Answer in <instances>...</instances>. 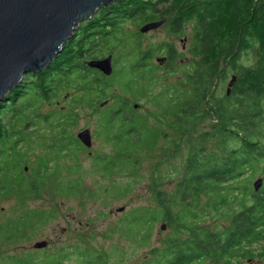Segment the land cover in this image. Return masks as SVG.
<instances>
[{
	"label": "trees",
	"instance_id": "obj_1",
	"mask_svg": "<svg viewBox=\"0 0 264 264\" xmlns=\"http://www.w3.org/2000/svg\"><path fill=\"white\" fill-rule=\"evenodd\" d=\"M126 3L116 1L111 8H101L80 25L76 37L48 67L25 74L20 85L0 101V209L2 203L14 202L13 217L0 220V264H67L70 260L72 247L66 244L29 253L9 252L4 246L30 242L53 220L54 210L27 208L28 201L100 197L75 175L83 171L78 161L81 144L68 130L83 109L93 116L95 137L113 149L94 159L106 178L137 176L139 154L146 149L153 152L159 141L168 142L165 145L173 153L181 148L186 152L184 171L173 192L160 190L164 176L153 169L148 187L156 209L143 207L122 220L136 224L135 236L146 243L157 223L169 230L156 246H150L142 264H210L233 256L244 258L249 247L264 238V186L257 192L250 186L254 178L264 176V0ZM162 19L174 35L192 27L194 58L169 70L178 58L173 47L164 42L142 51L138 35L130 34V71L117 80L127 96L101 108L110 97L113 73L106 77L85 62L115 53L118 58L120 44L128 38L124 24ZM158 53L165 54L161 58L171 75L180 71L172 82L162 84L164 77L149 63ZM244 53L254 57L252 66L239 65ZM228 70L236 81L229 93L217 95L218 81ZM63 95L70 107L42 111ZM143 97L152 109L139 114L129 101ZM8 99L10 103L4 105ZM207 119L214 121L209 128ZM49 134L54 135L49 139ZM70 151L75 153L73 163L62 177L60 160ZM134 183L112 181L106 190L110 200L104 205L126 198ZM218 220L229 224L218 228L204 223ZM141 224L150 228H140ZM73 251L80 264H107L100 250L84 246Z\"/></svg>",
	"mask_w": 264,
	"mask_h": 264
},
{
	"label": "rangeland",
	"instance_id": "obj_2",
	"mask_svg": "<svg viewBox=\"0 0 264 264\" xmlns=\"http://www.w3.org/2000/svg\"><path fill=\"white\" fill-rule=\"evenodd\" d=\"M132 1L134 0H128V3H126L125 6H129ZM113 6L115 5L112 3L110 6H107L103 9L111 8ZM100 9H98L90 19L82 21L75 29L74 34L70 39L75 38L76 33L81 29L80 25L83 22L91 20ZM164 19L168 20V17ZM92 21H95V19ZM142 25V23L133 24L132 22H128L123 26L125 35H127L128 38L126 44H120L121 55L116 58L114 55L117 53L112 54L113 75L109 80L110 87L108 91L110 97L108 98V106L113 105L117 97L123 98L124 96H127V94L123 93L122 89H120L117 85V80L120 75L130 71V62H128V59L131 61L132 56L128 52V46L131 45L133 41L130 37V34L136 33L138 35L137 40L141 44L140 47L142 51H146L149 47H157L164 42L173 47L178 58L172 63L173 66L169 67V70H172L173 68L178 69L177 66L179 65V62H188L194 58L190 52L191 36L193 37V29L190 25H188L189 27L186 26L187 28L183 32L177 33L175 35L174 33L171 34L169 32V29L166 26L167 23L160 29L148 33L139 32V28ZM245 54L246 53L241 55L239 65L243 67H250L254 63V57L250 54ZM164 56V53H158L152 55L149 61L150 65L153 67V69H155L158 76L164 77L162 79V84L172 82L180 74V71L178 70L176 74L171 75V72L167 71V68L165 69L164 65L158 64L156 62V58H161ZM233 74V71L228 70V73L225 77L226 79H219L217 95H223L224 92L227 91L228 83ZM158 88L159 85L155 87V90ZM7 102L10 103V99H8L4 105L8 104ZM129 102L131 103V107L133 104L139 105L137 109L139 114H145L148 109H152L150 101L144 97L138 100L130 99ZM68 107H70V102L66 100V97L63 95L57 101H54L51 104H45L42 108V111L49 112L55 108L66 109ZM2 108L5 109L6 106H3ZM0 117H3V112ZM212 123H214L213 119H207L205 124L209 128ZM85 128H88L91 131L92 147L90 149H86L81 144L78 154V161L83 171L76 172L75 175L82 178L85 186L94 189L95 194L100 197H95L92 199L85 197H45L38 200L28 201L27 208L54 210L55 216L50 223L42 227V230L38 232L39 234L36 238L32 239L28 243L19 244L21 245L22 249L17 248L19 245H5L4 250L14 253L37 252L40 250L32 249V244L37 241L45 240L48 242L47 249H52L64 244L70 245L72 247V251L70 252V260L67 262V264H80L78 253L73 250H76L80 247L83 248L84 246H88L94 250H100L103 252L107 256V264H142L150 246H156L158 240L164 237L166 232L169 230H162L161 227L163 224L161 222L157 223V225L153 226L154 228L152 227L153 229L151 228L152 232L150 234L149 241L146 243L144 240H139L140 238L138 237L137 239L135 236V232L138 231L136 224L127 225L122 220L132 212H136L137 214L143 207H151L152 209H156L148 187V181L151 178V172L153 169H159L164 176V180L160 185V190L166 193L173 192L177 181L181 178V175L184 171L186 152L183 148H181L178 152L173 153L170 149H168V142L159 141L153 152L150 153L148 149H146L147 151H143L139 154L140 163L138 164L137 176L134 177L129 175L128 177L125 176L122 178L112 176L111 178H106L102 172L100 173L98 171V165L94 164V159L97 157V155L113 152V149L111 145L104 142L102 138L97 139L95 137L93 131L94 119L93 116L89 114L87 109H83L77 113L75 123L69 127L68 132L71 136L76 138V134ZM43 129L46 130V127L43 126ZM202 129L206 130V128H201L199 130ZM53 135L54 134H49L48 138L50 139L53 137ZM165 144H168V146L166 147ZM70 147L74 148V146ZM74 155L75 153L72 154L71 151L67 152L66 157H63L60 160V176L65 177L69 166H71L73 163ZM259 178L263 179L264 176H257L251 181L250 186L252 190L253 183ZM131 180L136 181V183L132 184L130 192L126 198L122 200H113L108 204V206L104 205V203H107L110 200V194L107 193L106 190L109 189L111 186L110 183L112 181H115L116 184L124 185ZM263 186L264 184L262 187ZM13 204V201L4 202L1 204L2 209H0V211L2 210L3 213L0 212V220L13 217ZM120 207H124V211L116 212V210ZM204 223H208L211 227L215 226L218 228H223L229 224V222L226 220H218L215 223ZM139 226L140 228H150L149 225L145 226L144 224ZM249 251L250 253L248 252V255L244 258L233 256L218 262L212 260L214 263L210 264H264V238L258 243L251 245L249 247Z\"/></svg>",
	"mask_w": 264,
	"mask_h": 264
},
{
	"label": "water",
	"instance_id": "obj_3",
	"mask_svg": "<svg viewBox=\"0 0 264 264\" xmlns=\"http://www.w3.org/2000/svg\"><path fill=\"white\" fill-rule=\"evenodd\" d=\"M120 0H0V101L6 94L20 85L23 75L37 73L46 68L62 51L78 25L90 19L100 8ZM164 20L143 24L140 33L160 29ZM163 64L165 58H156ZM85 65L108 77L113 73L112 55L88 60ZM236 81L233 74L228 83L227 93ZM108 101L101 103V108ZM134 109L138 104H133ZM76 139L86 149L92 147V134L85 128L76 134ZM90 154V153H89ZM263 185L259 178L253 183L255 192ZM120 207L116 212H123ZM165 230V227H161ZM32 249L48 247L45 240L32 244Z\"/></svg>",
	"mask_w": 264,
	"mask_h": 264
},
{
	"label": "flooded vegetation",
	"instance_id": "obj_4",
	"mask_svg": "<svg viewBox=\"0 0 264 264\" xmlns=\"http://www.w3.org/2000/svg\"><path fill=\"white\" fill-rule=\"evenodd\" d=\"M162 65H164V64H162ZM138 107H139V105H138Z\"/></svg>",
	"mask_w": 264,
	"mask_h": 264
}]
</instances>
